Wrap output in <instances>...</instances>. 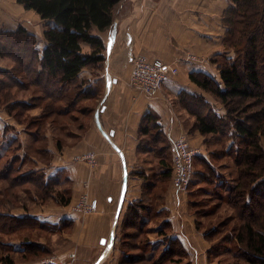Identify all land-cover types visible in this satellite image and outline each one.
Instances as JSON below:
<instances>
[{
    "label": "crops",
    "instance_id": "obj_1",
    "mask_svg": "<svg viewBox=\"0 0 264 264\" xmlns=\"http://www.w3.org/2000/svg\"><path fill=\"white\" fill-rule=\"evenodd\" d=\"M229 6L230 0H123L111 29L99 33L106 47L103 70L85 68L71 85V89L81 86L90 97L76 102L75 119L59 124L62 129L68 126L65 134L55 133L51 122L45 121L41 127L40 123L26 125L0 106V167L13 163L24 175L42 171L46 181L56 183L57 191L70 194L68 204L57 198L43 203L27 187L24 190L31 197L19 207L15 205L19 197L7 198V183L0 182V214L36 221L23 237L15 233L7 239V245L13 246L14 264H43L42 259L48 257H57L56 264H121L128 257L123 245L127 240L124 227L133 214V205H137L135 214H139L149 238L141 245L147 258L159 257L169 247L168 240L178 239L187 254L186 261L217 264L210 254L212 243L205 237L203 221L190 199V189L178 190L172 177H165L161 158L151 149L140 150V131L145 116L153 111L158 118L152 124L160 126L167 144L173 146L176 139L187 137L199 150L198 157L206 158L208 163L214 154L211 146H219L223 152L214 159L219 164L211 165L219 180L209 185L216 187L223 198L237 184L236 166L224 153L233 140L223 147L221 135L207 137L190 132L195 118L181 105L179 97L183 91L203 95L215 103L221 115L226 114L225 107L195 84L190 75L203 72L221 80L217 56H233L224 46L227 29L221 20ZM21 11L31 17L38 15L25 10L17 0H0V32L13 24ZM43 26L38 32L42 35ZM86 49L90 51L88 46ZM135 56L161 59L179 67V74L156 98H149L129 84V68ZM9 65L0 58V68L10 69ZM57 105L63 109L62 103ZM32 111L41 114L40 108ZM42 128L45 147L41 154L50 160L41 163L37 156L30 157L26 148L40 143L36 132ZM89 154L94 155V163L85 158ZM28 163L33 167L24 171ZM199 173L203 169L196 168L190 186H201ZM260 182L258 190L264 193V177ZM83 197L97 200V209L89 213L76 211L74 206ZM225 201L219 209L226 215L222 223L238 226L234 210ZM3 244L0 239V257ZM27 244L42 248L46 254L33 256L32 251V256H27Z\"/></svg>",
    "mask_w": 264,
    "mask_h": 264
},
{
    "label": "trees",
    "instance_id": "obj_2",
    "mask_svg": "<svg viewBox=\"0 0 264 264\" xmlns=\"http://www.w3.org/2000/svg\"><path fill=\"white\" fill-rule=\"evenodd\" d=\"M121 2L17 0L25 10H33L44 21V46L39 48L34 34L22 27L0 32V58L11 67L0 68V103H4L9 114L28 125L40 123V127L45 121L53 123L75 119L76 102L90 97V93L83 91L81 86L71 89V85L85 68L103 70L106 47L99 33L111 29ZM222 24L227 29L224 46L235 56L223 54L216 60L221 80L218 82L203 72H193L190 78L222 104L226 114L215 111L213 104L203 95L183 91L179 97L181 105L195 118L190 132L198 131L207 137L221 135L223 147L233 140L231 148L224 153L236 166L237 184L230 188L226 197L220 198L219 204L226 199L239 225L233 234L219 240L216 236L220 230H204L205 237L212 243L210 254H231L232 264H242L241 261L264 264V193L258 190L264 177V0H230V6L223 13ZM85 46L90 51H85ZM32 86L38 93L28 102L17 98L15 88L27 90ZM58 103L64 105L63 109H59ZM39 107L43 110L41 115L28 122L29 117L25 114ZM157 118L153 111L145 116L140 131V150L151 149L160 157L166 168L165 177L171 178L173 147L166 143L160 126L152 124L157 122ZM197 158L203 169V173L198 174L200 180L217 184L219 176L207 160ZM210 175L215 178H208ZM1 181L7 183L4 194L9 199L12 196L17 199V190L30 184L43 203L51 198L59 199L62 204L70 202V194L57 191L56 183L46 181L42 171L24 175L18 166L10 163L0 167ZM194 205L197 209L196 202ZM136 207L130 208L133 214L125 223L127 240L123 245L128 257L121 264H191L186 261L187 254L178 239L168 240L169 247L159 257L147 258L141 245L149 242V238L145 235L146 229L139 214H135ZM197 213L201 214L200 211ZM222 224L227 225L226 222ZM35 226L33 218L0 214V239L5 242L3 245L11 248L13 246L7 245V239L12 234L26 232ZM198 228L202 229L200 223ZM25 249L27 256L32 251L33 256L44 257L46 254L45 250L32 244L25 245ZM223 261L220 259L219 262L224 264ZM0 262L14 264L7 255L0 257Z\"/></svg>",
    "mask_w": 264,
    "mask_h": 264
},
{
    "label": "rangeland",
    "instance_id": "obj_3",
    "mask_svg": "<svg viewBox=\"0 0 264 264\" xmlns=\"http://www.w3.org/2000/svg\"><path fill=\"white\" fill-rule=\"evenodd\" d=\"M121 3H123V0H122ZM33 15H34V17H31V15H29V14L27 15V13H25V12L23 13L21 11L20 15L18 16V19L14 20L15 22L13 21V24L5 27L4 30H15V29H17L19 27H22L25 30H27L28 32L34 34L35 39L37 41L36 43H37L38 47H39V45L41 43H43V45H44V35L38 33L41 30L40 29L41 26H43L41 24L42 23L41 22L42 20H40V17L38 15H36V14H33ZM43 28L45 30V25L43 26ZM85 51H89V49H86ZM234 56H235V53L233 52V56H231V57H234ZM218 58H219V56H217V59ZM130 70H131V67L129 68V74H130ZM14 92L16 93L17 98L28 102L30 100V98H32L36 94V92L38 93V90H36L32 86V87H30L27 90H20V89L15 88L14 89ZM214 100H215V102H217L216 99H214ZM0 106H4V103H0ZM39 108H40V112L42 113L43 110L41 109V107H39ZM213 108L215 109V111H218L219 110L217 108V106L215 105V103H213ZM16 111H18V110H16ZM33 113H35V111L33 112L32 110H30L28 113L25 114V116L29 117L28 118V122L30 121V119H34V118L39 117L41 115V114L34 115ZM61 123H62L61 121L53 122L51 128H53V131L55 133H57L56 131H58V132H60L62 134H65V133L68 132V130H67L68 126L66 125L65 126L66 129H65V127L62 129V128H60V125H59ZM24 124L27 125V123H24ZM35 130H36V128H35ZM43 132L44 131H43V128H42V130L38 134H36V136L39 137L38 140H40V143H38L36 146H29V147L26 148V149H28L26 151H27V153H29V156L30 157L31 156H34V157L37 156L38 158H40V162L41 163L43 162L42 160L47 161V162H49V160H50V157L49 156H46L45 157V155L43 156L41 154V152H43V148L45 147L44 146V143H42V140H43ZM209 137H211V136H209ZM195 148H197V147H195ZM210 150L214 152V154H211L212 155V160H211V163H209L210 166L211 165H215V164L218 165L219 163L217 161H215L214 159H218L217 157H218L219 153L221 152L220 151V147L219 146L218 147L217 146H213V147L211 146V149ZM204 159L207 160L206 158H204ZM198 161H199V158H197L195 160V166H194L195 169L196 168L197 169L202 168V164L200 162H198ZM32 167H33V165H31L30 163H28V165H25L24 171L29 170ZM211 177L212 178H215L214 175H210L208 178H211ZM205 178L207 180H209L207 177H205ZM201 182H199V184L201 186L192 185V186L189 187V189H190V193H191L190 194V199L193 200L194 202H197L198 203L197 204L198 205L197 206L198 207L197 209H199L198 211L201 212V214H199V219H202V221H203V228H204V230H209V231L212 230V229H218V230H220L221 231L220 234H218L216 236V239L217 240L222 239L225 235L233 234V232L235 230V227H236L235 225H232V224L224 225V224H222V221H225V216L226 215H223L224 214L223 212H221V213L219 212L220 211L219 210L220 209V206L222 205V204H219V201H220V192H219V190H217L216 187L211 186V185H209L208 183H206L204 181H201ZM27 187H30V189L34 190L35 193H36V190H35L34 186H32L30 184H26V188ZM189 189L187 191H189ZM17 192H18L17 195H19L18 196L19 198H18V200H16L15 205L18 204L19 207H22V204H26V203L29 202V198L31 196L29 197V194H27L25 192L24 188L18 189ZM12 198L14 199L13 196H12ZM205 214H209V215H211V216L213 215V216L212 217H207V216L204 217ZM19 234H20L19 236L23 237L24 234H25V232H22V233H19ZM12 250H13V247L10 248V247H7V246L4 245L3 248H2V251H3L2 257L7 255V256H9L11 258V252H12ZM211 256H212L213 260L217 264H221L219 262L220 259H224V261H223L224 264L225 263L226 264H228V263L229 264H232L233 257H232L231 254L230 255L223 254V255H220V256H215L214 254H212ZM21 258H22V256H21ZM42 260H44V259H42ZM241 263L242 264H248V263L243 262V261H241Z\"/></svg>",
    "mask_w": 264,
    "mask_h": 264
},
{
    "label": "built area",
    "instance_id": "obj_4",
    "mask_svg": "<svg viewBox=\"0 0 264 264\" xmlns=\"http://www.w3.org/2000/svg\"><path fill=\"white\" fill-rule=\"evenodd\" d=\"M178 74L179 67L167 64L161 59L151 60L136 56L132 60L129 84L149 98H156L164 86ZM172 147V182L178 190L186 192L193 182L195 160L199 150L191 145L187 137L176 139ZM85 158L94 163L93 154ZM97 206V200L90 201L87 197H83L75 204L74 209L89 213L96 210ZM56 262L57 257H48L43 260V264H56Z\"/></svg>",
    "mask_w": 264,
    "mask_h": 264
}]
</instances>
